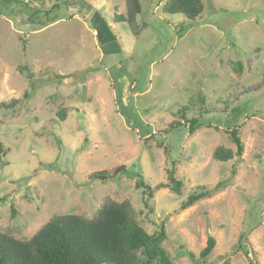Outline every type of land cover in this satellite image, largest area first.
I'll return each mask as SVG.
<instances>
[{"label": "rangeland", "instance_id": "obj_1", "mask_svg": "<svg viewBox=\"0 0 264 264\" xmlns=\"http://www.w3.org/2000/svg\"><path fill=\"white\" fill-rule=\"evenodd\" d=\"M201 1L190 20L139 0L133 36L113 21L124 0H0V103L17 99L0 106L1 232L29 238L52 216L126 199L147 233L164 225L173 264H191L185 250L197 257L208 236L205 264H264V0ZM231 129L241 157L214 159L219 145L235 150Z\"/></svg>", "mask_w": 264, "mask_h": 264}, {"label": "trees", "instance_id": "obj_2", "mask_svg": "<svg viewBox=\"0 0 264 264\" xmlns=\"http://www.w3.org/2000/svg\"><path fill=\"white\" fill-rule=\"evenodd\" d=\"M124 3L125 15H118L113 21L126 22L131 34L138 36L142 27L136 22V16L141 11L139 0H124ZM202 10L201 0H165L162 4V12L180 13L190 20L199 16ZM24 44L25 40H22L23 47ZM19 70H25L29 76L32 75L28 65L20 66ZM16 102L17 99H13L8 104L0 103V106H12ZM180 113L184 119V111ZM65 115L66 109L57 112L60 119H64ZM186 122L189 132H193L199 125L195 117L186 119ZM229 137L235 145V150L219 145L212 153L214 159L227 161L233 156L241 157L243 143L235 129L229 130ZM3 152L4 147L0 143V167L5 164ZM124 170V165H121L110 171L92 172L88 178L107 181ZM168 180L171 190L179 193L181 182L175 178L173 170L168 171ZM135 185L136 187L143 185L150 189L141 180ZM163 186L165 185L158 184L156 187ZM220 187L221 183H217L211 189L200 188L189 194L179 204L178 209L183 210L193 205L218 191ZM165 239L163 224L151 234L142 228L129 200L119 201L105 197L92 217L87 218L73 213L52 216L29 238L20 239L0 231V264H173L162 247ZM214 246L215 239L208 236L197 257L188 250H185V254L191 264H205V259ZM219 259L218 264H230L227 257L221 255Z\"/></svg>", "mask_w": 264, "mask_h": 264}, {"label": "water", "instance_id": "obj_3", "mask_svg": "<svg viewBox=\"0 0 264 264\" xmlns=\"http://www.w3.org/2000/svg\"><path fill=\"white\" fill-rule=\"evenodd\" d=\"M207 233H209V231H207Z\"/></svg>", "mask_w": 264, "mask_h": 264}, {"label": "crops", "instance_id": "obj_4", "mask_svg": "<svg viewBox=\"0 0 264 264\" xmlns=\"http://www.w3.org/2000/svg\"><path fill=\"white\" fill-rule=\"evenodd\" d=\"M96 8V7H95Z\"/></svg>", "mask_w": 264, "mask_h": 264}]
</instances>
